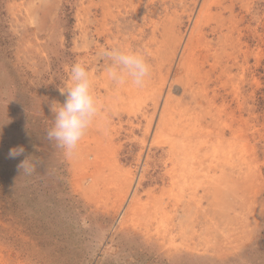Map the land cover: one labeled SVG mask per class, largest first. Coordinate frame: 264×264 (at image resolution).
Wrapping results in <instances>:
<instances>
[{
	"label": "rangeland",
	"instance_id": "1",
	"mask_svg": "<svg viewBox=\"0 0 264 264\" xmlns=\"http://www.w3.org/2000/svg\"><path fill=\"white\" fill-rule=\"evenodd\" d=\"M121 1L0 0V264H264V0H206L213 2V11L216 5L226 7L222 33L227 36L208 34L206 39L224 52L215 69L208 65L211 56L204 61L197 53L199 61L191 59L188 75L199 73L200 82L210 77L209 90L218 94L210 110L215 115L195 119L184 108L189 99L179 87L183 105L177 103L171 119L157 130L163 97L154 110L152 93L165 75L169 80L184 76L177 42L188 38L202 0L198 7L195 0ZM233 22L239 31L230 30ZM172 45L178 47L173 57ZM112 47L140 51L153 67L139 91L118 87L105 75L109 61L100 52ZM78 61L91 70L101 111L77 150L66 156L47 139L54 119L49 106L53 100L64 102L59 89L67 87L70 67ZM153 110V132L146 134ZM198 122L204 128L193 132ZM17 146L25 148L24 154L9 158ZM203 150L209 165L197 173L199 199L193 202L186 179L193 156ZM234 155L241 157L240 167ZM28 156L36 163L31 175L18 168ZM141 164L131 201H125L128 192L117 207L119 183L128 174L136 176ZM203 186L212 192L207 197Z\"/></svg>",
	"mask_w": 264,
	"mask_h": 264
},
{
	"label": "bare ground",
	"instance_id": "2",
	"mask_svg": "<svg viewBox=\"0 0 264 264\" xmlns=\"http://www.w3.org/2000/svg\"><path fill=\"white\" fill-rule=\"evenodd\" d=\"M109 1V0H108ZM113 1V0H112ZM119 1H121V0H119ZM193 1V0H192ZM217 1V0H216ZM241 1V0H240ZM85 2V1H84ZM111 2V1H110ZM109 2V3H110ZM122 2V1H121ZM120 2V3H121ZM147 2V1H146ZM149 2V1H148ZM152 2V1H151ZM150 2V3H151ZM175 2V1H174ZM179 2H180V0H179ZM188 2V1H187ZM197 2V0H195L194 1V5H195V3ZM200 2V1H199ZM207 2H208V0H207ZM207 2H206V0H202L201 1V3L198 5L199 6V8H197L198 10H196V11H198L197 13H196V15H194V16H196L195 18H194V22H193V27H192V29L190 30L188 27H187V29H189L190 30V34H189V36H188V38L187 39H185V41H184V39H182L181 40V38H177L178 39V47H179V45H180V49H181V52H179L180 53V55L179 54H177V55H179L180 56V59H179V65H178V69H180V70H184L185 72H184V74H182V76L183 77H179V78H176L175 77V79L173 78L172 80H169V78L168 77H166V75H165V77H163L160 81H158L159 82V86H158V88H157V91L153 94L152 93V99L150 100V101H153V109L155 110L156 108H157V106H158V103H159V100H160V98L161 97H163V102H162V106H161V108H160V113H159V117L157 118L158 119V122H157V125H156V130L160 127V125L161 124H164L168 119H171L170 117H171V115H172V113H173V111H174V109L175 108H177L178 106L176 105L178 102H180L179 100H181L180 99V96H178V88L180 87L181 88V91H182V93H184L186 96H188L187 98L189 99V102L187 103H183L184 104V108H186L187 109V112L188 111H190V113H192L193 115H195V116H197V117H195V119L196 118H198V117H205V116H207V115H209V117L211 116L210 114H213V112L212 113H210V110H211V108H212V106H213V101L215 100V98L218 96V94H217V92L215 91V89H211V90H209L210 88H209V83H208V80H209V78L208 79H206V81L204 80V81H199V79H200V77H198V75L199 76H201L199 73H198V75L197 74H195V75H197V77H198V81H197V77L196 76H194L193 74H194V71L193 72H191V76L190 75H188V74H190L189 73V71H190V69H191V59H197L198 61H199V59H198V55H200V57L199 58H202V59H204V61H207L208 60V56H211L212 57V62H210V64H208L209 65V67L211 68V69H215L216 68V65L218 64V62L220 61V60H218V58L220 57V55H221V53L222 52H224V48H223V46L221 47V51H219L218 50V48H212V46H211V44H210V42H209V40H206L207 39V35L208 34H212V35H217V37L220 35V36H227V35H224L222 32H223V25H225V23H224V18H223V14H222V10L223 9H226V7H222L221 5H216V6H214V8H215V11H213L212 10V8H211V4L213 3H211V4H207ZM102 3V2H101ZM119 3V4H120ZM133 3V2H132ZM135 3V2H134ZM140 3V2H139ZM162 3V2H161ZM169 3V2H168ZM190 3V2H189ZM241 3V2H240ZM245 3V2H244ZM115 4H118L117 2L115 3ZM128 4L129 3H127V6H128ZM148 4V3H147ZM171 4H173V3H171ZM233 4V3H232ZM243 4V3H242ZM94 5H95V3H94ZM97 5V4H96ZM138 5V4H137ZM88 6H89V4H88ZM102 6V5H101ZM120 6V5H119ZM127 6L125 5V7L127 8ZM174 6V5H173ZM196 6V5H195ZM198 6H196V7H198ZM83 7V6H82ZM96 7V6H95ZM97 7H99V6H97ZM150 7V6H149ZM107 8V7H106ZM113 8V7H112ZM161 8V7H160ZM173 8V7H172ZM187 8V7H186ZM244 8V6L242 7V8H240V10H242ZM248 8V7H247ZM136 9V8H135ZM163 9V8H162ZM246 9V8H245ZM137 10V9H136ZM141 10V9H140ZM166 10V9H165ZM180 10V9H179ZM183 10V9H182ZM170 11V10H169ZM195 11V12H196ZM249 11V10H248ZM87 12H88V10H87ZM240 12V11H239ZM243 12V11H242ZM244 12H246V10L244 11ZM125 13V12H124ZM104 14H106V13H104ZM116 14V13H115ZM166 14H167V12H166ZM175 14V13H174ZM178 13H176L175 15H177ZM180 14V13H179ZM226 14V13H225ZM245 14V13H244ZM147 15V14H146ZM227 15H228V13H227ZM237 15V14H236ZM118 16V15H117ZM144 16V15H143ZM182 16V15H181ZM228 16H230V15H228ZM87 17V16H86ZM108 17V16H107ZM168 18H169V16H167ZM167 17H165L166 19H168ZM180 17V16H179ZM238 17V16H237ZM173 18V17H172ZM228 18V17H227ZM242 18V17H241ZM98 19V18H97ZM110 19H111V17H110ZM114 19V18H113ZM179 19V18H178ZM178 19H176V21L178 20ZM187 19V18H186ZM83 20V19H82ZM165 20V19H164ZM170 20H171V17H170ZM170 20H169V22H170ZM173 20V19H172ZM193 20V19H192ZM240 19H238V21H239ZM244 20H246V19H244ZM251 20H253V18L251 19ZM84 21H87L88 22V18H86V20H84ZM102 21V20H101ZM158 21V20H157ZM163 21V20H162ZM230 21V20H229ZM235 21V20H234ZM241 21V20H240ZM243 21V20H242ZM94 22V21H93ZM136 22V21H135ZM173 21H171V23H172ZM204 22V23H203ZM211 22H213L214 24L213 25H211ZM226 22V21H225ZM251 22V21H250ZM86 23V22H85ZM131 23H133V21L131 22ZM151 23V22H150ZM163 23V22H162ZM174 23H175V21H174ZM190 23H192V22H190ZM229 23V22H228ZM237 23V22H236ZM255 23V22H254ZM158 24H159V22H158ZM161 24V23H160ZM168 24V23H167ZM238 24H240V23H238ZM90 25V24H89ZM117 25V24H116ZM141 25V24H140ZM164 25V24H163ZM165 25H166V23H165ZM170 25H173V24H170ZM191 25V26H192ZM227 25V24H226ZM232 25V27H231V29L230 30H234V29H237V27H236V25H235V22H233V24H230V26ZM109 26H107V28H108ZM111 27V26H110ZM153 27V26H152ZM161 27H162V25H161ZM164 27V26H163ZM168 27H171V26H168ZM207 27V28H206ZM225 27H227V26H225ZM246 27V25L243 27V28H245ZM174 28V27H173ZM228 28V27H227ZM230 28V27H229ZM242 28V29H243ZM149 29H151V28H149ZM168 28H166V30H167ZM241 29V30H242ZM96 30H98V29H96ZM101 30V29H100ZM117 30V29H116ZM115 30V31H116ZM161 30V29H160ZM163 30H165L164 28H163ZM174 30V29H173ZM172 30V31H173ZM238 30V29H237ZM245 30V29H244ZM93 31V30H92ZM124 31V30H123ZM139 31V30H138ZM169 31V30H168ZM177 31V30H176ZM239 31V30H238ZM95 32H97V31H95ZM94 32V33H95ZM101 32H102V30H101ZM161 32H163V31H161ZM167 32V31H166ZM227 32H229V30L227 31ZM236 32V31H235ZM254 32H255V30H254ZM110 33V32H109ZM175 33V32H174ZM178 33H180L179 31H178ZM183 33V32H182ZM181 33V34H182ZM186 33V32H185ZM249 33V32H248ZM111 34V33H110ZM138 34V33H137ZM166 34V33H165ZM170 34V33H169ZM87 35V34H86ZM101 35H102V33H101ZM157 35V34H156ZM155 35V36H156ZM173 35H175L176 36V34H173ZM173 35H171V36H173ZM178 35V34H177ZM235 35V34H234ZM249 35H251V34H249ZM257 35V34H256ZM118 36V35H117ZM162 35L160 34V37H161ZM167 36V35H166ZM237 36V35H236ZM99 37V36H98ZM124 37H127V35L126 36H124ZM130 37H132V36H130ZM134 37V36H133ZM170 37V36H169ZM210 37H211V35H210ZM92 38V37H91ZM122 38V37H121ZM153 38V37H152ZM213 38V37H212ZM221 38V37H220ZM230 38V37H229ZM238 38V37H237ZM237 38H235L236 40H238ZM84 39V38H83ZM87 39V38H86ZM135 39V38H134ZM133 39V40H134ZM215 39V38H214ZM242 39V38H241ZM114 40V39H113ZM131 40V39H130ZM143 40V39H142ZM149 40V39H148ZM161 39L159 38V41H160ZM168 40V39H167ZM216 40V39H215ZM81 41V40H80ZM88 41V40H87ZM146 41V40H145ZM158 41V40H157ZM164 41H165V36H164ZM169 41H171V40H169ZM177 41V40H176ZM172 42H173V39H172ZM225 42H227L226 40H225ZM232 42H236V41H232ZM113 43V42H112ZM115 43V42H114ZM134 43V42H133ZM140 43V42H139ZM141 43H143V42H141ZM147 43V42H146ZM168 43V42H167ZM166 43V44H167ZM171 43V42H170ZM240 43V42H239ZM86 44V43H85ZM122 44V43H121ZM172 44V43H171ZM222 44V43H221ZM227 44V43H226ZM225 44V45H226ZM234 44V43H233ZM232 44V45H233ZM241 44V43H240ZM95 45V44H94ZM98 45H99V43H98ZM127 45V44H126ZM132 45V44H131ZM157 45V44H156ZM159 45V44H158ZM157 45V46H158ZM200 45H202L203 46V48L204 49H201L202 47H200ZM216 45V44H215ZM229 45H230V43H229ZM235 45V44H234ZM233 45V46H234ZM237 45V44H236ZM246 45H248V44H246ZM101 46V45H100ZM120 46V45H119ZM133 46V45H132ZM257 46V45H256ZM135 47V46H134ZM153 47V46H152ZM177 45H175V47L173 48V45L171 46V51H170V55L173 57V56H175V51H178L177 50ZM196 47H198L199 48V50L198 49H196ZM241 47V46H240ZM104 48V47H103ZM144 48H146V47H144ZM150 48V47H149ZM226 48V47H225ZM239 48V47H238ZM253 48V47H252ZM95 49V48H94ZM98 49V48H97ZM101 49V48H100ZM139 49V48H138ZM157 49V48H156ZM230 49V48H229ZM235 49H237V47L235 48ZM87 50V49H86ZM140 50V49H139ZM149 50V49H148ZM153 50H155V47H154V49ZM162 50V49H161ZM238 50V49H237ZM256 50V49H255ZM163 51V50H162ZM169 51V50H168ZM198 51V52H197ZM202 51H204V52H202ZM229 51H231V50H229ZM238 51H240V50H238ZM257 51V50H256ZM148 52V51H147ZM154 52V51H153ZM199 52H200V54H199ZM202 52V53H201ZM247 51H245V53H246ZM99 53V52H98ZM156 53V52H155ZM159 53H160V51H159ZM163 53V52H162ZM197 53H198V55H197ZM151 54V53H150ZM158 54V53H157ZM166 54V53H165ZM203 54V55H202ZM226 54V53H225ZM234 54V53H233ZM252 54H254L255 56H257L256 54H257V52H252ZM85 55V54H84ZM154 55V54H153ZM167 55V54H166ZM223 55V54H222ZM227 55V54H226ZM246 55V54H245ZM86 57L88 56V52H87V54L85 55ZM162 56V55H161ZM179 56H177V58L179 57ZM231 56V55H230ZM235 56V55H234ZM89 57V56H88ZM96 57V56H95ZM155 57V56H154ZM158 57H159V55H158ZM165 57L166 56H164V60H165ZM224 57V56H223ZM232 57V56H231ZM249 57V56H248ZM160 58V57H159ZM234 58V57H233ZM232 58V59H233ZM92 59H94V61L96 60L95 58H92ZM172 59V58H171ZM176 59V58H175ZM201 59V60H202ZM231 59V58H230ZM241 59H243V58H241ZM255 59V58H254ZM156 60V59H155ZM160 60H161V58H160ZM214 60V61H213ZM221 60H223V59H221ZM84 61H86V60H84ZM167 61H169V60H166V62ZM173 61V60H172ZM203 61V60H202ZM235 61V60H234ZM244 61V60H243ZM87 62H90V60H87ZM156 62V61H155ZM197 62V61H196ZM223 62V61H222ZM159 63V62H158ZM161 64H162V62H160ZM200 63V62H199ZM225 63V62H224ZM228 63V62H227ZM233 63V62H232ZM95 64V62L94 63H92V70H93V72H94V70H95V68H96V64ZM155 64V63H154ZM157 64V63H156ZM203 64V63H202ZM207 64V63H206ZM220 64H222V63H220ZM229 64H230V62H229ZM228 64V65H229ZM153 65V64H152ZM162 65H164V64H162ZM171 65V64H170ZM197 65V64H196ZM223 65V64H222ZM236 65V64H235ZM234 65V66H235ZM248 65V64H247ZM160 66V65H159ZM172 66V65H171ZM175 66H176V64H175ZM198 66V65H197ZM224 66H227V65H224ZM167 67V66H166ZM238 67V66H237ZM153 68V67H152ZM156 68V67H155ZM162 68V67H161ZM173 68V67H172ZM227 68V67H226ZM233 68V67H232ZM177 69V68H176ZM195 69H197V68H195ZM228 69V68H227ZM238 69V68H237ZM241 69H242V66H241ZM167 70V69H166ZM173 70V69H172ZM199 70V69H198ZM201 70V69H200ZM203 70V69H202ZM220 70V69H219ZM91 71V70H90ZM165 71V70H164ZM178 71V70H177ZM216 71V70H215ZM222 71V70H221ZM96 72V71H95ZM159 72V71H158ZM199 72V71H198ZM218 72V71H217ZM162 73V72H161ZM166 73V72H165ZM176 73V72H175ZM197 73V72H196ZM204 73V72H203ZM202 72H201V74H203ZM227 73V72H226ZM242 73H243V71H242ZM171 74V73H170ZM241 74V73H240ZM106 75V74H105ZM156 75V74H155ZM158 75V74H157ZM164 75V74H163ZM193 75V76H192ZM204 75H206V74H204ZM224 75V74H223ZM222 75V76H223ZM230 75V74H229ZM253 75H254V73H253ZM160 76V75H159ZM169 76V75H168ZM203 76V75H202ZM214 76V75H213ZM220 76V75H219ZM221 76V77H222ZM227 76V75H226ZM242 76V75H241ZM98 77V76H97ZM97 77H96V79H97ZM100 77V76H99ZM102 77V76H101ZM100 77V78H101ZM162 77V76H161ZM169 77H172V76H169ZM194 77H195V79H196V81L198 82V84H196V83H194ZM93 79H94V77H92ZM203 78V77H202ZM217 78H218V76H217ZM228 78V77H227ZM103 79V78H102ZM105 79V78H104ZM151 79V78H150ZM255 79V78H254ZM105 81V80H104ZM104 81H102L103 83H104ZM195 81V82H196ZM213 81H215V80H213ZM223 81V80H222ZM99 82V81H98ZM106 82V81H105ZM219 82H220V80H219ZM155 83V82H154ZM105 84V83H104ZM220 84V83H219ZM223 84V83H222ZM221 84V85H222ZM107 87H108V85L107 84H105ZM156 85V84H155ZM158 85V84H157ZM216 85V84H215ZM225 85V84H224ZM102 86V85H101ZM214 86V85H213ZM223 86V85H222ZM98 87V86H97ZM124 87H126V86H124ZM128 87V86H127ZM154 87V86H153ZM101 88V87H100ZM115 88H117V87H115ZM137 88L138 87H135V89H136V91H139V90H137ZM150 88V87H149ZM148 88V89H149ZM155 88V87H154ZM167 88V90L165 91V89ZM214 88V87H213ZM118 89V88H117ZM121 89V88H120ZM126 89V88H125ZM143 89V88H142ZM144 89H145V87H144ZM218 89V88H217ZM98 90V89H97ZM113 91H114V89H112ZM122 90V89H121ZM132 90V89H131ZM141 90V89H140ZM151 90V89H150ZM116 91V90H115ZM144 91V90H143ZM154 91V90H153ZM128 92H129V90H128ZM146 92H147V90H146ZM150 92H152V90L150 91ZM211 92H212V94H211ZM99 93V92H98ZM113 93V92H112ZM165 93V94H164ZM108 94V93H107ZM127 94V93H126ZM134 94V93H133ZM144 94H145V91H144ZM147 94V93H146ZM146 94H145V96H146ZM163 94H164V96H163ZM211 94V95H210ZM222 94V93H221ZM116 95V94H115ZM135 95H137V94H135ZM150 95V94H149ZM182 95V94H181ZM225 95V94H224ZM255 95V94H254ZM98 96H99V94H98ZM104 96H106V95H104ZM113 96H114V94H113ZM128 96H129V94H128ZM134 96V95H133ZM151 96V95H150ZM139 97V96H138ZM142 97V96H141ZM147 97V96H146ZM145 97V99H147ZM183 97V96H182ZM130 98V97H129ZM149 98V97H148ZM219 98V97H218ZM221 98V97H220ZM131 99H132V96H131ZM188 99H186V100H188ZM108 100V99H107ZM123 100V99H122ZM130 100V99H129ZM148 100V99H147ZM254 100V99H253ZM128 101V100H127ZM108 102V101H107ZM147 102V101H146ZM122 103V102H121ZM152 103V102H151ZM148 104V103H147ZM179 104V103H178ZM182 103H180L179 105H183ZM146 106V105H145ZM150 106V105H149ZM215 106V105H214ZM213 106V107H214ZM216 106H218V105H216ZM147 107V106H146ZM145 107V108H146ZM221 107V106H220ZM179 108V107H178ZM181 108V107H180ZM183 108V107H182ZM181 108V109H182ZM147 110H148V108H147ZM154 110H153V112L151 113V115L149 114V118L147 119V123H146V125H145V131H146V134H148L149 133V131H151V129H152V127H153V125H152V118H153V115H154ZM217 110V109H216ZM117 111V110H116ZM178 111H180L179 109H178ZM212 111V110H211ZM214 111V110H213ZM181 112V111H180ZM186 112V113H187ZM127 113V112H126ZM135 113V112H134ZM158 113V112H157ZM146 115V114H145ZM183 115V114H182ZM182 115H180V118H181V116ZM188 115V114H187ZM213 115H215V114H213ZM177 116V115H176ZM189 116V115H188ZM183 117V116H182ZM191 117V116H190ZM212 117V116H211ZM145 118H146V116H145ZM174 118V117H173ZM188 118V117H187ZM200 120H203V119H200ZM200 120H196V121H200ZM209 120V119H208ZM211 120V119H210ZM143 121V120H142ZM165 121V122H164ZM177 121V120H176ZM196 121H194V122H196ZM207 121V120H206ZM156 122V121H155ZM175 122V121H174ZM205 122V121H204ZM145 123V122H144ZM154 123V122H153ZM182 123H184V122H182ZM181 124V123H180ZM179 124V125H180ZM204 124V123H203ZM189 126V125H188ZM196 126V125H195ZM210 126V125H209ZM163 127H165V126H163ZM185 127V126H184ZM191 127V126H190ZM154 128V127H153ZM204 127H203V125H202V122H198L197 123V127L195 128V130L193 131V132H198V131H202V129H203ZM224 128V127H223ZM163 129V128H162ZM167 129V127L165 128V130ZM168 129H170V128H168ZM229 129V128H228ZM208 130V129H207ZM231 130V129H230ZM206 131V130H205ZM208 131H210V130H208ZM207 131V132H208ZM243 131V130H242ZM152 132H153V129H152ZM155 132V131H154ZM168 132H170V131H168ZM167 132V133H168ZM191 132H192V129H191ZM204 132V131H203ZM202 132V133H203ZM212 132V131H211ZM228 132V131H227ZM244 132V131H243ZM171 133V132H170ZM189 133V132H188ZM199 133H201V132H199ZM210 133V132H209ZM186 134V133H185ZM206 134V132H204V135ZM217 134V133H216ZM216 134H214V135H216ZM243 134V133H242ZM150 135V134H149ZM207 135V134H206ZM226 135V134H225ZM154 136V135H153ZM189 136V135H188ZM187 136V137H188ZM197 136V135H196ZM199 137H201V136H199ZM217 137V136H216ZM222 137V136H221ZM235 137V136H234ZM151 138V137H150ZM161 138V137H160ZM165 138V137H164ZM163 138V139H164ZM196 138H198V136L196 137ZM203 138V137H202ZM159 139V138H158ZM208 139V138H207ZM167 140V139H166ZM165 140V141H166ZM181 140V139H180ZM190 140V139H189ZM192 140V139H191ZM190 140V141H191ZM198 140V139H197ZM197 140H195V141H197ZM200 140V139H199ZM150 141V140H149ZM179 141V140H178ZM184 141H185V139H184ZM200 141H203V140H200ZM206 141V140H205ZM148 142V141H147ZM152 142V141H151ZM175 142V141H174ZM192 142V141H191ZM166 143V142H165ZM175 143H177V142H175ZM187 143H188V141H187ZM200 143H202V142H200ZM152 144V143H151ZM158 144V143H157ZM195 144V143H194ZM197 144H198V142H197ZM204 144V143H203ZM202 144V145H203ZM150 145V144H149ZM185 145V144H184ZM187 145V144H186ZM185 145V146H186ZM191 145H193V144H191ZM201 145V144H200ZM202 145H201V147H202ZM147 146V145H146ZM161 146V145H160ZM188 146H189V144H188ZM187 146V148L189 149L190 147H188ZM195 146V145H194ZM169 147V146H168ZM173 147V146H172ZM171 147V150L173 151V150H175V148L173 149ZM178 147H179V145H178ZM210 147V146H209ZM193 148V147H192ZM210 150V149H209ZM165 151V150H164ZM171 151V152H172ZM178 151V150H177ZM198 152H200V150L198 149L197 150ZM167 152V151H166ZM207 152L208 151H206V150H203L201 153H197L198 155H195V156H193V158H192V162L194 163V161H195V163L193 164V165H190V168H189V173L191 172V174H190V176H189V174H188V176H187V174H185L186 176H187V181H188V183H187V181H185L186 183V186H187V188H188V190H189V192H188V196H189V199L191 200V201H193L194 199H195V196L197 197V195H199V194H197V195H195V191H194V189H196V187H198L199 185H198V183H200V182H198L200 179V177H197V173L201 170V169H205V168H208V165H209V163L208 164H206V162H207V160H208V157L209 156H207L208 154H207ZM175 153V152H174ZM178 153V152H177ZM196 153V152H195ZM214 153H215V151H214ZM221 153V152H220ZM218 154V153H217ZM169 155H171V154H169ZM179 155V154H178ZM215 155H216V153H215ZM175 156H176V154H175ZM235 156V155H234ZM170 157V156H169ZM172 157V156H171ZM215 157V156H214ZM230 157V156H229ZM168 158V157H167ZM176 158H177V156H176ZM175 159V158H174ZM195 159V160H194ZM234 163H235V166L236 167H240L241 165H242V159H241V157L240 156H235L234 157ZM178 160V159H177ZM180 160V159H179ZM178 160V161H179ZM233 160V159H232ZM169 161V160H168ZM170 162V161H169ZM173 162H175V161H173ZM191 162V163H192ZM216 162V161H215ZM214 162V163H215ZM205 164L207 165V167L205 166ZM143 166V164H141L140 165V168H139V170H138V173H137V175L135 176H131V175H129L128 173V176H124L123 177V185H121L120 183H119V187L117 188V190H116V192H115V199H114V201L113 202H115V204H117V207H120L122 204H123V202H124V200H125V198H126V196H128L127 195V193L129 192V196L126 198V203L127 202H130L131 201V197L133 196V194H134V190H135V186L137 185V183H138V180H139V178H140V175H141V170H142V167ZM176 167V166H175ZM168 168V167H167ZM172 168H174V167H172ZM170 169V168H169ZM175 170V169H174ZM173 170V171H174ZM167 172H169V170L167 171ZM202 172V171H201ZM183 173V172H182ZM209 173V172H208ZM126 174V173H125ZM171 176V175H170ZM180 176V175H179ZM183 176H184V173H183ZM200 176V175H199ZM205 177H207L206 176V173L205 174H203V178H205ZM183 178V177H182ZM183 181H184V179H183ZM182 181V182H183ZM204 181V180H203ZM202 181V182H203ZM179 182V181H178ZM198 182V183H197ZM206 184H207V182H205ZM178 184V183H177ZM201 184H203V183H201ZM206 184H204V185H206ZM179 185H180V183H179ZM179 185H177V187L179 186ZM198 185V186H197ZM118 186V185H117ZM170 187V186H169ZM200 187V186H199ZM184 188V187H183ZM203 188V195H205L204 197H207L206 195H208L209 193H212V192H210V188H208V186H203L202 187ZM131 189V190H130ZM179 190V189H178ZM187 190V189H186ZM178 192V191H177ZM184 192H185V190H184ZM221 192V191H220ZM219 192V193H220ZM216 193V192H215ZM173 194V193H172ZM184 195V194H183ZM223 196V195H222ZM181 197V196H180ZM201 197V196H200ZM175 198V197H174ZM187 198V197H186ZM198 198V197H197ZM199 199V198H198ZM189 200V201H190ZM197 200V199H196ZM200 200H202V199H200ZM112 202V203H113ZM134 202V201H133ZM132 202V203H133ZM194 202V201H193ZM125 203V204H126ZM192 203V202H191ZM193 204V203H192ZM124 206H126V205H124ZM123 206V207H124ZM132 206V205H131ZM188 206V205H187ZM114 207V206H113ZM116 207V208H117ZM137 207V206H136ZM131 208H134V207H131ZM136 208H134V210H135ZM122 211H126L125 210V208H123V210ZM131 211H132V209H131ZM130 212V211H129ZM130 215H132V214H130ZM163 217V216H162ZM158 221H159V219H158ZM157 226H160V225H157ZM158 228V227H157ZM146 229V228H145ZM156 229V228H155Z\"/></svg>",
	"mask_w": 264,
	"mask_h": 264
},
{
	"label": "clouds",
	"instance_id": "3",
	"mask_svg": "<svg viewBox=\"0 0 264 264\" xmlns=\"http://www.w3.org/2000/svg\"><path fill=\"white\" fill-rule=\"evenodd\" d=\"M100 56L109 61L105 69L106 76L118 87H143L150 78L152 66L140 51L112 47L103 49ZM59 90L65 95V100L62 104L55 100L51 102L49 110L54 119L46 136L63 149L66 156H71L101 111V104L93 89L91 73L82 61L70 67V82L66 88ZM24 152L23 146H17L10 149L8 155L9 158H17ZM29 157L18 165L26 175L36 170V163Z\"/></svg>",
	"mask_w": 264,
	"mask_h": 264
}]
</instances>
